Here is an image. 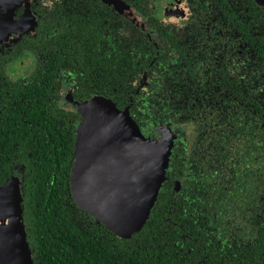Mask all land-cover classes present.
Returning <instances> with one entry per match:
<instances>
[{"label":"flooded vegetation","instance_id":"flooded-vegetation-1","mask_svg":"<svg viewBox=\"0 0 264 264\" xmlns=\"http://www.w3.org/2000/svg\"><path fill=\"white\" fill-rule=\"evenodd\" d=\"M11 3L24 32L12 31L0 43V56L6 57L0 100L9 93L4 74L25 85L44 69L49 56L44 40L59 38L62 25L94 27L83 49L70 43V62L58 68L52 102L59 111L77 112L78 125L77 104L101 95L127 109L145 137H166L168 164L157 198L161 194L197 216L210 213L217 241L234 238L238 247L250 245L264 227V5L258 0L6 1ZM91 38L101 56L96 69ZM56 52L63 55V47ZM89 85L99 87L87 91ZM23 170L16 165L10 175H18L20 185Z\"/></svg>","mask_w":264,"mask_h":264},{"label":"trees","instance_id":"trees-1","mask_svg":"<svg viewBox=\"0 0 264 264\" xmlns=\"http://www.w3.org/2000/svg\"><path fill=\"white\" fill-rule=\"evenodd\" d=\"M93 28L62 25L63 31L55 35L59 38L45 39L48 66L35 71L25 85L3 75L9 93L0 100L5 108L0 117H6L0 120V185L16 165L24 166L23 219L33 264H264V227L246 248L238 247L234 238L219 242L210 213L197 216L161 194L142 228L129 238L117 236L79 208L69 178L80 117L59 111L51 88L59 82L58 68L70 62V43L74 40L83 49ZM87 42L95 48L93 38ZM60 47L63 55L56 52ZM93 52L96 69L101 56L97 49ZM4 60L1 55L0 66Z\"/></svg>","mask_w":264,"mask_h":264},{"label":"water","instance_id":"water-1","mask_svg":"<svg viewBox=\"0 0 264 264\" xmlns=\"http://www.w3.org/2000/svg\"><path fill=\"white\" fill-rule=\"evenodd\" d=\"M6 1L0 0V43L12 31L18 36L24 32ZM77 110L82 120L74 141L71 194L81 210L129 238L142 228L155 203L170 143L166 137H145L128 110L104 96L79 102ZM22 200L20 179L12 175L0 185V264H33Z\"/></svg>","mask_w":264,"mask_h":264}]
</instances>
